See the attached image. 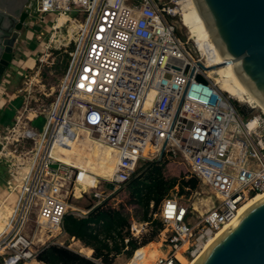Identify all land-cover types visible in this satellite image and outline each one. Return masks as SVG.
Listing matches in <instances>:
<instances>
[{
	"label": "built area",
	"instance_id": "built-area-1",
	"mask_svg": "<svg viewBox=\"0 0 264 264\" xmlns=\"http://www.w3.org/2000/svg\"><path fill=\"white\" fill-rule=\"evenodd\" d=\"M175 5L173 0L28 1L29 17L52 19L37 36L36 68L23 73L27 86L15 122L0 127L7 184L18 183L15 211L0 233V264H44L39 251L57 242L46 243L38 234L65 233L66 214L87 217L147 161L184 163L186 179L197 176L222 200L199 213L185 201L194 191L180 193L176 184L153 215L163 223L156 236L159 253L150 257L142 251L153 240L133 251L134 264H189L250 198L264 193V110L243 108L219 87L210 73L217 66L214 48L207 41L201 50L189 35L178 33L172 19L182 16ZM52 50L68 53L70 61L46 92L41 66ZM44 96L53 98L47 103ZM40 115L46 118L42 131L31 125ZM64 150L70 151L68 159L60 156ZM82 178L95 182L87 193L96 202L86 209L69 202L73 183ZM150 227L151 221L132 220L125 248L131 238L140 242Z\"/></svg>",
	"mask_w": 264,
	"mask_h": 264
},
{
	"label": "water",
	"instance_id": "water-1",
	"mask_svg": "<svg viewBox=\"0 0 264 264\" xmlns=\"http://www.w3.org/2000/svg\"><path fill=\"white\" fill-rule=\"evenodd\" d=\"M28 1L0 0V83L29 17ZM196 1L225 61L238 64L242 80L264 102V0ZM172 22L177 26L178 19ZM196 264H264V198L233 219Z\"/></svg>",
	"mask_w": 264,
	"mask_h": 264
},
{
	"label": "trees",
	"instance_id": "trees-1",
	"mask_svg": "<svg viewBox=\"0 0 264 264\" xmlns=\"http://www.w3.org/2000/svg\"><path fill=\"white\" fill-rule=\"evenodd\" d=\"M64 59L65 61L64 63L61 61L63 65L60 67L65 72L70 61L68 53H65ZM166 166H168V170L170 166L178 169L176 171L178 176H166ZM187 175L189 172L184 164L169 159L145 162L127 183L125 188L128 189L129 194L124 203L113 205L111 203L113 198L109 197L105 202L93 208L87 217L78 218L74 214L65 215L64 231L73 240H80L89 247L92 250V257L81 254L66 245L50 243L39 251L37 259L44 264H114L115 258L123 252L131 257L136 248L156 239L163 223L157 218L154 219L153 215L171 189L179 184L180 193L186 192L189 195L200 186L197 176L193 175L186 179ZM185 186L189 187L187 191L184 189ZM126 203L141 207L143 210L142 220L151 221L152 227L140 242L131 238L128 249L125 248L127 244L124 242V238L129 235L127 228L134 218L126 211ZM93 204L90 203L86 207L90 208ZM150 244L155 246L158 243Z\"/></svg>",
	"mask_w": 264,
	"mask_h": 264
},
{
	"label": "rangeland",
	"instance_id": "rangeland-1",
	"mask_svg": "<svg viewBox=\"0 0 264 264\" xmlns=\"http://www.w3.org/2000/svg\"><path fill=\"white\" fill-rule=\"evenodd\" d=\"M173 1H178V0H173ZM176 3V2H175ZM177 4V3H176ZM177 7L180 8L179 5H175ZM31 17V18H30ZM29 19H31L32 21H34V23L36 24L35 29L37 31H41L42 29H48V27L51 24V15H47L46 16V20L44 22L39 21V16L37 15H33L30 16ZM178 19L177 22V28H178V32L179 34L183 37L186 38L188 35V30L186 27H184L181 23V17L177 16L176 17ZM40 33V32H39ZM38 33V34H39ZM43 40H47L48 37V33L45 32L44 35H42ZM35 39V40H34ZM34 42H33V46L35 47H39V41L37 39V37H34ZM191 44V43H190ZM192 45V44H191ZM192 48V46H190ZM33 48V47H32ZM41 48V47H40ZM53 51V55L52 57L48 58V61L45 62L42 66H41V84H44V87L42 86V89H44L46 92L50 91L51 87L56 86L59 83L60 77L65 73L64 70L60 67V65H63L65 59V53L64 51H59V50H52ZM61 61H63V63H61ZM27 65H33L34 61L32 59H29L28 61H26ZM59 63V64H58ZM32 68H36L34 65ZM15 71L17 72V70L15 69ZM217 73V78H221L222 76L225 79L224 73L220 72L219 70L216 71ZM26 84L24 83V77L21 78L20 80V87L18 88V90H21L19 93L21 94H17L20 95L18 99H13L11 100L9 98V101L7 103V105H3L6 107H2V109H0V126H9L12 125L15 122V115L18 113V109L21 108V106L23 105V88H26ZM34 88H37L36 86H34ZM11 94V93H10ZM53 97H46L44 96L45 102H49V100H52ZM242 103V107L243 108H248L251 107L253 104L251 103ZM254 106V105H253ZM248 116H245L244 118L246 119ZM46 123V118L44 115H40L38 118H34L31 121V125L32 127L36 128L39 131H42L44 126ZM13 148V147H11ZM180 164H184V163H180ZM185 165V164H184ZM186 166V165H185ZM7 168L8 164L7 162H5L4 160L0 161V187L5 189L7 186V180L8 178V174H7ZM183 168V167H180ZM171 171H175V172H170ZM168 170V166H166L165 168V174L168 177H173V176H178L176 171H178V169H176L174 166H170ZM2 176H6V180H4ZM8 178V179H7ZM17 182H14L13 185L16 187L18 185ZM95 182L93 181V179H88V178H82V179H78L77 182L73 183L72 187H71V193L69 196V202L71 203V205L73 207L79 208V209H86L87 205H89L90 203H95L96 201L90 196L89 193H87V189L89 187H94ZM14 190V192H15ZM2 190L0 189V195H2L1 192ZM13 193V192H12ZM128 194L129 191L127 188H123L120 189L118 191H116L114 194H112L110 197H112L113 201L111 203H113V205H119L120 203H124L126 201V199L128 198ZM18 196V195H17ZM6 197V195L2 198L0 197V202L2 203L3 210H5V206L7 205L9 207V209H11L12 207L15 206L16 203V197L15 199L9 201L7 203V201L4 200V198ZM214 198L219 199V196L215 195L214 191L207 185L203 184L200 182V186L194 190L193 194L191 197H186V203L189 206L195 205L197 207V209L199 210L200 213H204L209 207H211L213 205V200ZM18 199V198H17ZM3 201V202H2ZM218 202L216 201V204ZM126 207V211L130 214L131 217H133L134 219L141 221L142 220V213L143 210L141 209V207H139L138 205H134V204H125ZM0 209V210H1ZM70 212L72 213L71 209ZM132 218V219H133ZM5 228V226H4ZM152 227H150V231H151ZM2 231V229H0V232ZM34 232V230H32ZM58 231H53V234H57ZM38 237L43 238V241H46V243H49L50 241H56L57 244H61V245H66L69 248L80 252L81 254L86 255L84 252H88L90 251L89 247L85 246L83 243L80 244H74V242L78 241V240H73L66 232H62V234H58L57 237L55 238L54 236H52L50 238V233H39ZM154 243H157V239L154 240ZM153 243V242H151ZM42 244V242H38V244H35V248H39L40 245ZM155 246H153L152 244L149 243L148 246H146L144 248V252H148V250L150 248H154ZM82 248V249H80ZM89 250V251H88ZM81 251H84L83 253ZM91 252V251H90ZM92 257V255L90 256ZM131 257H129V255L126 254V252H123L122 254L118 255L115 260H114V264H130L132 261L130 260ZM35 264V263H33Z\"/></svg>",
	"mask_w": 264,
	"mask_h": 264
},
{
	"label": "bare ground",
	"instance_id": "bare-ground-1",
	"mask_svg": "<svg viewBox=\"0 0 264 264\" xmlns=\"http://www.w3.org/2000/svg\"><path fill=\"white\" fill-rule=\"evenodd\" d=\"M177 2H178V5L180 6V8L178 7L177 9L181 11V16H182L181 23L184 27L187 28L188 35L190 36V38L193 39L194 42L199 45V48L201 50H206L205 44L207 43V41L212 45V47L215 50L216 57H215L214 65H217V66L214 67L210 73L214 77L219 87L223 91H227L228 93H230V95L234 97L235 99H237L238 101L243 102V103H251L255 107H258L264 110V102L252 92L250 87L242 80V78L238 74V64L234 61H230V62L225 61L226 58L221 53V50L218 47L214 39L213 33L208 27L206 19L204 18L203 14L201 13L199 9L197 1L196 0H178ZM66 18L67 17L65 15L60 17L58 24L59 25L62 24ZM217 70L224 73L225 79L223 76L221 78H217L218 76L216 73ZM63 152L65 153V155L62 154L60 156L64 159H68L69 158L68 154L70 153V151L64 150ZM93 169L98 171L97 166H94ZM109 170L110 168L108 169V171ZM6 190L13 192L15 190L13 183H9V186L7 184ZM214 193L215 195L219 196V199L214 198L213 205L216 204V201L219 202L222 200L221 195L219 193H217L216 191H214ZM263 198H264V193H259L253 196L252 198H250L240 208L239 213L236 216V218L243 215L250 207L258 203ZM17 201L15 203V206L12 207L11 209L5 206V210H2V209L0 210V229H2L0 233L4 231L5 229L4 226L6 227L9 221V218L14 213ZM232 222L233 220L230 223L226 224L215 236H210L208 240L203 243L202 252L195 258V260H189L188 261L189 264H196L200 260L202 255L204 254V251H206L220 235H222L227 229L230 228V226L232 225ZM157 246L158 244H156L154 248H150L148 250L150 257H155L159 253ZM90 251L89 253L88 252L86 253L84 251H81V252L82 253L84 252L86 256L90 257L92 255V250L90 249ZM182 259L184 258L182 257ZM130 264H134V263L131 262Z\"/></svg>",
	"mask_w": 264,
	"mask_h": 264
},
{
	"label": "crops",
	"instance_id": "crops-1",
	"mask_svg": "<svg viewBox=\"0 0 264 264\" xmlns=\"http://www.w3.org/2000/svg\"><path fill=\"white\" fill-rule=\"evenodd\" d=\"M35 26L36 24L34 23V21L28 19L26 21L24 29L20 32L19 39L15 45L14 60L2 77L3 83H1L0 85L1 87L0 92L3 93L4 96L0 97V109H2V107L3 108L6 107L3 105L4 104L7 105L9 98L11 100L20 98L19 96L21 95L20 93L22 91L18 90V88L20 87V80L21 78H23V73L28 67H33V65H35L36 53L40 51L41 44L39 43L38 45L39 47L33 46V42L35 40L34 37H37L39 35L38 33L43 31V29L41 31H37L35 29ZM29 59H32L34 61L33 65H27L26 61H28ZM15 69L17 70V72L15 71ZM18 93L20 95H17ZM7 174H8V168H7ZM6 176L1 175V177L4 180H6ZM0 189L2 190L1 191L2 195H0V197L3 198L6 195L4 200L7 201V203L15 199V197L17 200V195H18L17 190L15 192L13 191L12 193L6 190V188L3 189L0 187ZM6 207L8 206L6 205ZM78 243L82 244L80 240L74 242V244H78Z\"/></svg>",
	"mask_w": 264,
	"mask_h": 264
},
{
	"label": "flooded vegetation",
	"instance_id": "flooded-vegetation-1",
	"mask_svg": "<svg viewBox=\"0 0 264 264\" xmlns=\"http://www.w3.org/2000/svg\"><path fill=\"white\" fill-rule=\"evenodd\" d=\"M7 32H8V34H9V33H11V31H10V30H7Z\"/></svg>",
	"mask_w": 264,
	"mask_h": 264
}]
</instances>
